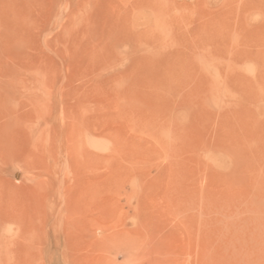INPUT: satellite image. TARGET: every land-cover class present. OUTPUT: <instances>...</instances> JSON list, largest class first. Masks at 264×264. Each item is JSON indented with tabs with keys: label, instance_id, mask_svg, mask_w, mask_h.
Returning a JSON list of instances; mask_svg holds the SVG:
<instances>
[{
	"label": "rangeland",
	"instance_id": "374dc122",
	"mask_svg": "<svg viewBox=\"0 0 264 264\" xmlns=\"http://www.w3.org/2000/svg\"><path fill=\"white\" fill-rule=\"evenodd\" d=\"M19 232L0 264H264V0H0Z\"/></svg>",
	"mask_w": 264,
	"mask_h": 264
},
{
	"label": "bare ground",
	"instance_id": "6f19581e",
	"mask_svg": "<svg viewBox=\"0 0 264 264\" xmlns=\"http://www.w3.org/2000/svg\"><path fill=\"white\" fill-rule=\"evenodd\" d=\"M19 176V173H17L16 174V177H18ZM3 218H1V220H2ZM20 231V230H19ZM20 232L18 233V235H16L15 237H13V238H9V239H7V238H2V237H0V251L1 252H6L7 250H6V248L8 247V246H11L12 244H14L13 242L15 241V240H17V238H18V240H19V238H21L20 237ZM24 240V239H23ZM16 242V241H15ZM19 243V242H18ZM21 244V243H20ZM19 245V244H18ZM17 248H19V247H17ZM16 250V249H15ZM13 253V252H12Z\"/></svg>",
	"mask_w": 264,
	"mask_h": 264
}]
</instances>
